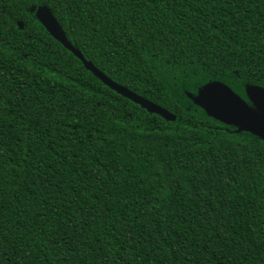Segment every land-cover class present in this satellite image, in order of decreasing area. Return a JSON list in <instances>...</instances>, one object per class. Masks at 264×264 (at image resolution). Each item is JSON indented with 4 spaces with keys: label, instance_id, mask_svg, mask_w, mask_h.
Here are the masks:
<instances>
[{
    "label": "trees",
    "instance_id": "obj_1",
    "mask_svg": "<svg viewBox=\"0 0 264 264\" xmlns=\"http://www.w3.org/2000/svg\"><path fill=\"white\" fill-rule=\"evenodd\" d=\"M213 83L264 88V0H0V264H264V140Z\"/></svg>",
    "mask_w": 264,
    "mask_h": 264
},
{
    "label": "water",
    "instance_id": "obj_2",
    "mask_svg": "<svg viewBox=\"0 0 264 264\" xmlns=\"http://www.w3.org/2000/svg\"><path fill=\"white\" fill-rule=\"evenodd\" d=\"M34 10V17L46 32L66 50L71 52L103 85L118 95L137 104L148 113L156 114L166 121H174L175 116L161 106L130 91L125 86L117 84L100 72L90 61L67 40L63 30L46 6H38ZM18 28L22 27L17 22ZM246 97L239 96L223 84L213 83L206 86L198 96V103L208 110L210 115L226 123L237 125L239 131L249 132L264 140V88L249 86L245 89ZM190 96V95H189Z\"/></svg>",
    "mask_w": 264,
    "mask_h": 264
}]
</instances>
